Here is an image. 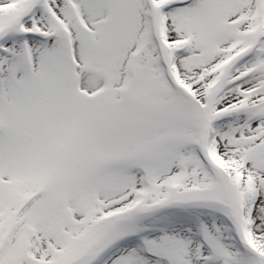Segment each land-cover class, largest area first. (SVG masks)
<instances>
[{
    "label": "snow or ice",
    "instance_id": "snow-or-ice-1",
    "mask_svg": "<svg viewBox=\"0 0 264 264\" xmlns=\"http://www.w3.org/2000/svg\"><path fill=\"white\" fill-rule=\"evenodd\" d=\"M0 264H264V0H0Z\"/></svg>",
    "mask_w": 264,
    "mask_h": 264
}]
</instances>
